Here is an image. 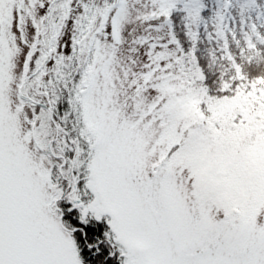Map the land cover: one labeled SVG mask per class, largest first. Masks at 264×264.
Returning a JSON list of instances; mask_svg holds the SVG:
<instances>
[{
  "label": "snow or ice",
  "instance_id": "1",
  "mask_svg": "<svg viewBox=\"0 0 264 264\" xmlns=\"http://www.w3.org/2000/svg\"><path fill=\"white\" fill-rule=\"evenodd\" d=\"M0 264H264V0H0Z\"/></svg>",
  "mask_w": 264,
  "mask_h": 264
}]
</instances>
